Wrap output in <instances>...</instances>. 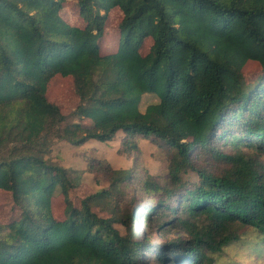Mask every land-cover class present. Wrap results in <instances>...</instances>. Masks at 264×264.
<instances>
[{
	"label": "trees",
	"instance_id": "trees-1",
	"mask_svg": "<svg viewBox=\"0 0 264 264\" xmlns=\"http://www.w3.org/2000/svg\"><path fill=\"white\" fill-rule=\"evenodd\" d=\"M66 2L0 0V192L19 211L0 222V264H212L248 232L264 241V0H77L84 28ZM58 76L79 98L67 114L47 98ZM121 133L128 157L141 138L162 147L166 175L93 159L110 187L73 206L82 173L49 161L55 140Z\"/></svg>",
	"mask_w": 264,
	"mask_h": 264
},
{
	"label": "rangeland",
	"instance_id": "rangeland-1",
	"mask_svg": "<svg viewBox=\"0 0 264 264\" xmlns=\"http://www.w3.org/2000/svg\"><path fill=\"white\" fill-rule=\"evenodd\" d=\"M63 15L70 19L76 26L84 28L86 22L80 18L78 14L77 0H67ZM122 12L119 8L112 11L107 21V36L114 37L118 32L119 24L122 20ZM260 66L256 62H250L243 69L247 74L256 73L260 70ZM48 100L59 106L63 113L73 111L78 103L79 98L75 93L74 80L72 77L58 76L51 83L48 93ZM158 102L155 95H145L143 97L140 108L142 111L150 104ZM89 121L85 122L88 123ZM125 135L118 134L112 141L98 142L89 141L84 145L77 146L66 141L55 140L54 145L48 155L49 161L58 164L60 167L71 171H79L82 173V180L78 188H74L69 192V198L74 205L80 203L81 200L95 194L104 189H109L110 182L103 175L90 173V163L92 160L105 161L109 163L115 170H129L135 166V163H140V166L147 170L150 175L164 176L168 171V161L166 151L155 142L141 138L138 141L136 151L140 152L137 155L135 151L128 157L123 150L126 145H123ZM130 147V146H128ZM189 180H197L196 176H189ZM133 195L127 193L122 198V207L126 208L132 203ZM142 201L144 198H141ZM140 200V201H141ZM54 217L59 221L67 219V203L64 195H57L53 198ZM94 211L99 217L110 219L112 213L109 208L95 206ZM19 211L16 209L12 196L7 192H0V222L8 223L18 217ZM115 227L122 233H125V228L119 223ZM137 227L142 230L141 221L137 222ZM164 241V238H161ZM263 237L255 232H248L227 248L220 256H216L212 264H264V243ZM146 264H154L150 260Z\"/></svg>",
	"mask_w": 264,
	"mask_h": 264
}]
</instances>
